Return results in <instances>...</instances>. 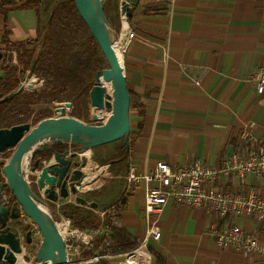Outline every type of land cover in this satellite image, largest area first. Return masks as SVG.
Masks as SVG:
<instances>
[{"label":"crops","instance_id":"0c3cea01","mask_svg":"<svg viewBox=\"0 0 264 264\" xmlns=\"http://www.w3.org/2000/svg\"><path fill=\"white\" fill-rule=\"evenodd\" d=\"M21 1L0 0V51L4 55L0 60V81L10 76L15 90L24 73L16 68L9 74L6 58H13L17 43L37 37L41 25L36 9L16 6ZM130 9L127 20L121 19L119 11L117 25V37L126 28L137 33L120 53L132 100L130 168L139 174L151 173L159 161L177 167L197 157L219 166L236 150L246 152L240 138L243 133L264 140V93H258L254 80L264 67V0H140ZM46 108L50 113L45 118L55 115L54 103L33 107L35 113ZM72 108L68 115L88 123L96 114L92 110L89 117L87 108L82 110V116L73 115ZM80 155L90 158L96 168L102 167L92 159L93 149ZM110 175L112 183H104L103 188L108 187L97 198L96 212L116 204L126 187L125 177ZM101 177L107 179V175ZM211 187L242 194L257 187L264 198V183L256 173L243 179H220ZM104 194L110 200L99 202ZM73 199L71 195L56 202L45 200L46 208L60 220L69 219L62 207L79 205L71 202ZM145 199L143 185L127 197L121 210L122 224L139 240L146 234ZM230 220L253 231L264 243V220L246 215ZM159 223L161 238H150L148 246L166 264H263L258 254L218 243L216 235L224 225L210 207L169 201ZM26 252V262L21 258L19 264H36V249L27 247ZM145 255L142 250L137 256L142 259ZM137 256L126 264L137 263ZM81 258L74 256L75 260ZM119 263L120 259L109 260V264Z\"/></svg>","mask_w":264,"mask_h":264},{"label":"water","instance_id":"95a60500","mask_svg":"<svg viewBox=\"0 0 264 264\" xmlns=\"http://www.w3.org/2000/svg\"><path fill=\"white\" fill-rule=\"evenodd\" d=\"M74 1L109 67L97 72L89 93V117L92 110L96 111L91 123L68 115L73 103L62 101L54 103V116L35 125L24 122L0 128V153L13 151L0 168L3 177L0 178V260L9 264H19L21 258L26 262L27 247L32 248V231L23 235L13 227L14 221L26 222V218L33 220L43 235L36 250V264H68L65 236L46 208L45 200L56 202L73 195L77 204L97 208V203L88 200L81 191L99 188L105 180L100 178L91 183L93 179L86 170L91 160L80 154L122 138L128 150L130 147V92L124 67L114 48L115 37L104 11L105 0ZM139 1L122 0V12L130 16L131 6ZM3 56L0 51V60ZM34 67L35 61L16 90L5 96L0 93V104L20 91H37L36 85H43L41 78L33 73ZM101 169L108 170L109 165Z\"/></svg>","mask_w":264,"mask_h":264},{"label":"trees","instance_id":"16d2710c","mask_svg":"<svg viewBox=\"0 0 264 264\" xmlns=\"http://www.w3.org/2000/svg\"><path fill=\"white\" fill-rule=\"evenodd\" d=\"M119 1H104V11L114 37H117L120 32L117 26L120 22L118 19ZM16 6L36 9L40 15L41 25L37 37L15 45L18 65H14L13 59L7 57V70L9 74H12L16 68L20 69L21 66L26 70L35 61L33 73L44 80V88L37 91H20L1 103L0 128H9L30 121L35 125L50 111L46 108L35 113L33 107L55 102L71 101L73 103L72 114L82 116V110L89 108V93L94 85L97 72L109 67V64L88 25L80 16L75 1L22 0L16 3ZM23 69L22 72H24ZM9 77L0 81V93L4 96L15 90ZM93 150L92 159L95 162L100 166L109 165V171L113 176L126 178L130 169L129 150L123 138L97 146ZM1 166L2 162H0V168ZM88 167L96 169L92 161L89 162ZM96 174V172H91L89 177L93 179ZM103 175L106 176V174ZM0 178L3 179L1 175ZM100 178L106 182L104 177ZM100 187H104V184ZM6 191L10 193L8 188ZM94 197H96V188L90 189V199H88L96 202ZM126 199L122 198L113 206L108 207L104 221L92 208L83 209L80 205L74 204H66L62 207L71 225H77L93 235L92 241L86 246L80 241H72L73 245L81 250L79 257L124 253L140 245V240L122 224L121 210ZM53 217L57 222L60 221L58 215L53 214ZM13 227L21 231L23 235L30 230L29 224L23 221H14ZM149 252L151 264H166L165 259L159 253L150 248ZM0 264L9 263L0 260ZM97 264H109V260L102 259Z\"/></svg>","mask_w":264,"mask_h":264},{"label":"built area","instance_id":"2783aa9c","mask_svg":"<svg viewBox=\"0 0 264 264\" xmlns=\"http://www.w3.org/2000/svg\"><path fill=\"white\" fill-rule=\"evenodd\" d=\"M119 7L121 19L127 20L128 15L126 12H122L121 2ZM124 32L114 40V43L119 44L120 53L137 36L136 31L131 28H126ZM12 59L18 65L15 51H13ZM21 69H23L22 66ZM29 69H23V73H28ZM41 80L43 85L37 84L38 90L44 88V80L42 78ZM254 80L258 93L263 94L264 67L257 71L254 75ZM195 83L199 84L200 81L196 79ZM240 138L246 144V152L236 150L219 166L209 165L197 157L188 165L177 167L165 161H159L151 173L139 174L135 168L131 167L126 176L127 184L120 199L127 198L131 193L145 185L146 199L144 209L147 226L145 236L140 239V245L136 249L124 253L113 255L97 254L93 257H83L75 260L74 256L79 255L81 250L74 246L72 241H80L86 246L92 241L93 235L87 233L85 229L74 225L73 228L81 230L84 236L64 235L68 264H90L99 262L102 259L111 260L113 258L120 259L119 264H126L139 250L146 251V255L142 258L143 264H151L148 242L150 238L155 240L161 238L159 216L169 201L185 203L191 207L206 206L212 208L224 225L222 230L217 232L218 243L225 248L244 251L247 254H258L263 258L264 264V243L259 240L253 231L245 229L230 220L232 217L241 215L264 220V198L259 194L258 188L250 187L246 193L242 194L239 191L229 192L222 188L211 187V183H215L220 179L230 180L235 176L243 179L249 173H256L264 183V140L256 139L249 133H243ZM101 170H99L100 175L104 171ZM152 182L157 184L152 185ZM71 202L76 203L75 198ZM61 205L58 204V207H61ZM107 209H100L97 212L102 221H104ZM26 219H28L27 223L31 226L32 247L38 250L41 246L43 235L33 220L30 218ZM62 219L66 221V217ZM69 225L72 227L70 220Z\"/></svg>","mask_w":264,"mask_h":264},{"label":"rangeland","instance_id":"374dc122","mask_svg":"<svg viewBox=\"0 0 264 264\" xmlns=\"http://www.w3.org/2000/svg\"><path fill=\"white\" fill-rule=\"evenodd\" d=\"M26 74V73H25ZM25 74L23 75V76H25ZM12 150H9V151H6V152H4V153H0V162H5V161H7L8 160V158L11 156V154H12ZM101 168H99V167H97L96 168V170L94 171V172H99V170H100ZM103 174H106L107 175V179H106V181L108 182V183H112V181H111V175H110V172H109V170H104L103 171V173L101 174V175H99L98 177L99 178H97V179H95V180H99L100 179V177L103 175ZM93 182V180L91 181V183ZM105 186V185H104ZM108 186H106L105 188H103V187H100V188H96V197H94V198H96V202H97V198L99 197V195H102L103 193H102V190H104V189H106ZM89 192H90V189L89 190H86V192H83L84 194V196L88 199L89 198ZM104 193H105V191H104ZM104 196V198L103 199H99V202L102 200H106V201H108V200H110V197L109 196H107L106 194H104L103 195ZM90 199V198H89ZM88 199V200H89ZM91 201V200H90ZM66 221H68L69 222V219H65ZM58 224H60L62 227H64V226H66L65 224H64V220L62 219L61 221H59V222H57ZM29 224V223H28ZM29 226H30V224H29ZM74 227V224L72 225V228ZM30 230H31V226H30ZM121 259H123V257H121Z\"/></svg>","mask_w":264,"mask_h":264},{"label":"bare ground","instance_id":"6f19581e","mask_svg":"<svg viewBox=\"0 0 264 264\" xmlns=\"http://www.w3.org/2000/svg\"><path fill=\"white\" fill-rule=\"evenodd\" d=\"M114 48H115V51H116L117 55L121 59V55H120V51H119V44L118 43H114ZM86 170H87L88 174H90L91 172H93L90 168H88V166L86 167ZM99 174L100 173H97L95 177H97ZM64 224L66 226H64V227H62L61 225L59 226L60 227V230H61V233L63 235H75V236H78V237H83L84 236V233L81 230H79L78 228L71 229L68 221H64ZM140 251L141 250H139L138 252H136L135 255H134V257L137 256L140 253ZM130 259H133V257L130 258ZM136 261H137V263H135V262H133V263L134 264H138V262H140L141 264H143L142 259H140L139 257H138V259Z\"/></svg>","mask_w":264,"mask_h":264}]
</instances>
